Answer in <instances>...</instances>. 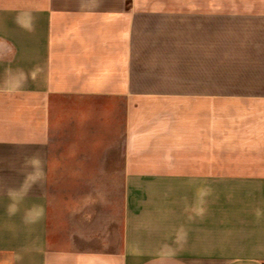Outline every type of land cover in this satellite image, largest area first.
<instances>
[{
    "label": "crops",
    "instance_id": "1",
    "mask_svg": "<svg viewBox=\"0 0 264 264\" xmlns=\"http://www.w3.org/2000/svg\"><path fill=\"white\" fill-rule=\"evenodd\" d=\"M66 96L123 105L116 250L49 237ZM0 264H264V0H0Z\"/></svg>",
    "mask_w": 264,
    "mask_h": 264
},
{
    "label": "rangeland",
    "instance_id": "2",
    "mask_svg": "<svg viewBox=\"0 0 264 264\" xmlns=\"http://www.w3.org/2000/svg\"><path fill=\"white\" fill-rule=\"evenodd\" d=\"M122 117L123 105L113 99L53 100L48 200L52 242L63 245L64 237L74 233L80 247L118 248L124 206ZM104 238L107 247L101 246Z\"/></svg>",
    "mask_w": 264,
    "mask_h": 264
}]
</instances>
